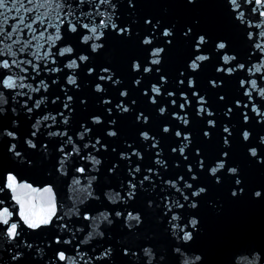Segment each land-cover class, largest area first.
Returning a JSON list of instances; mask_svg holds the SVG:
<instances>
[{"label":"snow or ice","instance_id":"1","mask_svg":"<svg viewBox=\"0 0 264 264\" xmlns=\"http://www.w3.org/2000/svg\"><path fill=\"white\" fill-rule=\"evenodd\" d=\"M201 4L0 0V264H264V0Z\"/></svg>","mask_w":264,"mask_h":264}]
</instances>
